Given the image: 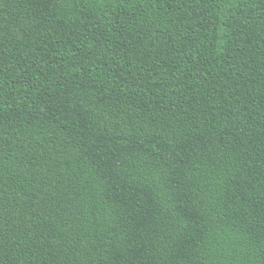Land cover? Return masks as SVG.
Here are the masks:
<instances>
[{
  "label": "trees",
  "instance_id": "trees-1",
  "mask_svg": "<svg viewBox=\"0 0 264 264\" xmlns=\"http://www.w3.org/2000/svg\"><path fill=\"white\" fill-rule=\"evenodd\" d=\"M0 264H264V0H0Z\"/></svg>",
  "mask_w": 264,
  "mask_h": 264
}]
</instances>
